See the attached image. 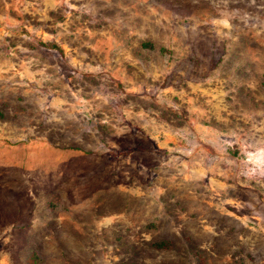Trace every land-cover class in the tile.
<instances>
[{
  "label": "rangeland",
  "instance_id": "1",
  "mask_svg": "<svg viewBox=\"0 0 264 264\" xmlns=\"http://www.w3.org/2000/svg\"><path fill=\"white\" fill-rule=\"evenodd\" d=\"M0 264H264V0H0Z\"/></svg>",
  "mask_w": 264,
  "mask_h": 264
},
{
  "label": "trees",
  "instance_id": "2",
  "mask_svg": "<svg viewBox=\"0 0 264 264\" xmlns=\"http://www.w3.org/2000/svg\"><path fill=\"white\" fill-rule=\"evenodd\" d=\"M166 243L163 241V242H158L157 245L158 246H164Z\"/></svg>",
  "mask_w": 264,
  "mask_h": 264
}]
</instances>
